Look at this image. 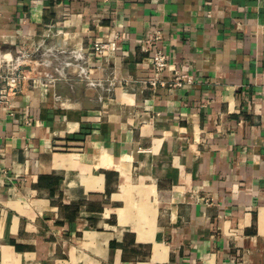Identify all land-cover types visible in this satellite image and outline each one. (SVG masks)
<instances>
[{
    "label": "crops",
    "instance_id": "obj_1",
    "mask_svg": "<svg viewBox=\"0 0 264 264\" xmlns=\"http://www.w3.org/2000/svg\"><path fill=\"white\" fill-rule=\"evenodd\" d=\"M151 27L193 84H147ZM20 52L0 264H264V0H0V64Z\"/></svg>",
    "mask_w": 264,
    "mask_h": 264
},
{
    "label": "built area",
    "instance_id": "obj_2",
    "mask_svg": "<svg viewBox=\"0 0 264 264\" xmlns=\"http://www.w3.org/2000/svg\"><path fill=\"white\" fill-rule=\"evenodd\" d=\"M161 37V30L157 27H151L143 39L142 47L146 51H151L152 73L146 80L147 84L151 88L185 87L193 84L195 79L191 72L171 66L166 52L158 44ZM117 39L118 36L113 34L105 40L95 41L92 44L94 56H101L104 58V61L108 62L117 49ZM60 48L59 50L63 53L65 52L68 56L65 59H61L60 62L64 66L77 64L79 67V76L85 80L87 84L99 85L107 89H110L111 86L114 85L115 82L113 77L104 79L107 81L105 85L103 79L101 80L91 76V67L84 64V62L87 61V57L83 54L82 48L78 50L73 48L68 50L62 47ZM25 56H27L26 52H20L12 60L9 58V61H5L2 63L3 65L0 64V108L7 103L10 94L16 93L21 80L25 78L24 71L20 66L21 58ZM166 71H170V73H165Z\"/></svg>",
    "mask_w": 264,
    "mask_h": 264
}]
</instances>
